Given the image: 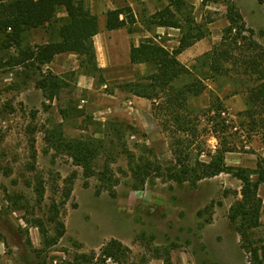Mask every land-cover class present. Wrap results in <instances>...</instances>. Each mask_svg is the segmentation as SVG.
Returning a JSON list of instances; mask_svg holds the SVG:
<instances>
[{
  "label": "rangeland",
  "instance_id": "rangeland-1",
  "mask_svg": "<svg viewBox=\"0 0 264 264\" xmlns=\"http://www.w3.org/2000/svg\"><path fill=\"white\" fill-rule=\"evenodd\" d=\"M160 1L157 10L166 5ZM234 1L264 45V0ZM187 2L197 22L210 32L199 50L207 46L211 50L229 24L227 8L224 3ZM63 13L60 9L51 24L28 29L23 46L60 40L59 30L66 21ZM130 27L141 40L157 33V25L146 13ZM159 31L166 45H177L180 32ZM17 55L15 48H3L0 38V264H68L83 254H95L92 263L83 264H122L102 254L112 239L130 249L128 264L142 260L146 264H251L229 219L231 206L241 198L240 179L221 173L193 186L150 175L136 187L132 166L146 159L167 166L174 160V145L153 115L151 100L135 102V95L116 88L128 78L108 81L99 61L95 66L75 54L41 69L32 62L13 65L10 61ZM200 56L183 60L200 73ZM119 63L124 67L117 70H127L131 78L134 72L154 71L147 63L129 65L121 51ZM48 71L59 83L53 100L45 98L37 84ZM236 75L206 80L209 91L191 99V104L204 109L216 96L223 100L228 108L223 116L233 125L229 139L236 147L226 154V162L254 170L259 156L264 157V136L251 130L253 119L244 114L251 81L237 80ZM189 80L183 78L178 84ZM57 130L62 137L57 138ZM78 140L98 146L95 174L89 178L60 144ZM217 143L211 136L201 147L214 152ZM201 159L209 161L206 154ZM106 168L118 179L113 191L103 187ZM259 193L263 209L255 233L264 239L263 186Z\"/></svg>",
  "mask_w": 264,
  "mask_h": 264
},
{
  "label": "trees",
  "instance_id": "trees-1",
  "mask_svg": "<svg viewBox=\"0 0 264 264\" xmlns=\"http://www.w3.org/2000/svg\"><path fill=\"white\" fill-rule=\"evenodd\" d=\"M204 3H224L229 24L223 30L221 41L197 58L201 61L200 73L195 70L197 66L189 67L179 59L182 52L210 33L197 22L193 6L187 0H169L166 7L152 15L157 26L180 29L181 37L176 47L171 49L165 45L159 34L131 46V62L151 64L154 71L119 83L116 88L150 99L153 115L160 119L162 129L170 134L174 145V160L169 165L146 159L132 166V174L137 188L144 185L150 175L179 184L188 182L193 186L221 173H230L240 179L241 198L231 206L229 219L240 235L241 247L249 254L250 263L264 264V239L257 238L255 233L261 226L263 199L259 191L264 187V157L259 156L254 170L228 165L226 154L236 149L234 141L229 139L233 125L223 116L228 108L219 96L204 109L191 104V99L209 91L206 80L237 74V80L251 81L247 87L244 114L253 119L251 130L264 136V45L257 40L254 29L248 26L234 0H204ZM61 8H65L67 16L59 30L60 40L24 47L25 32L51 24ZM137 21L131 7L118 8L107 12L106 27L109 30L127 27L132 32L130 26ZM98 32L99 18L85 7L82 0H0V38L3 48L17 50L18 55L10 61L13 65L27 66L32 62L41 69L62 53H75L95 64L93 38ZM183 78L190 80L178 84ZM37 84L45 98L53 100L56 97L59 83L52 72L42 74ZM56 135L62 137L61 131L57 130ZM211 136L218 141L214 152L201 147V143H206ZM60 144L68 148L75 164L84 168L88 178L95 174L93 164L98 156L95 143L78 140ZM203 154L209 157V161L201 159ZM102 180L103 187L110 191L118 183L107 168ZM40 191L43 196L44 188ZM71 191L70 187L67 196ZM129 250L121 241L112 239L103 246L102 254L105 258L128 264ZM94 256L76 255L77 261L68 264L92 263ZM133 264L146 263L142 260Z\"/></svg>",
  "mask_w": 264,
  "mask_h": 264
},
{
  "label": "crops",
  "instance_id": "crops-1",
  "mask_svg": "<svg viewBox=\"0 0 264 264\" xmlns=\"http://www.w3.org/2000/svg\"><path fill=\"white\" fill-rule=\"evenodd\" d=\"M163 1L164 3H166V5L164 6L166 7L169 4V0H163ZM160 2H161L160 0H86L85 1L86 5H88L91 8L89 11L96 14L99 18V32L94 36L93 41L96 52V61H99L98 66L103 69L104 75L108 81H112V80L116 81L118 79L122 80L126 78L129 79L128 81H132L137 77V75H141L140 73L134 72L133 73L134 77L131 78L130 77L131 75H129L130 73L127 72V70L124 71V73H122L121 70H117L124 67L122 64L120 65L119 63L120 51L123 52L124 60L126 61V63L129 62V65L134 66V68L138 64H143V63H132L130 57L131 46L132 44L139 45L140 42L142 41L140 37L139 36L135 37L134 33L130 32L127 27L113 29V30L107 29L106 27L107 12L113 9L131 7L136 19L139 21V16H141L142 13H146L149 16H152L154 13L161 10L162 8L157 10V7H159ZM61 10L64 12L63 14L67 16L65 8H61ZM123 17L124 16L122 15L121 18ZM160 29L168 30V31L175 30L181 33L180 29L178 28L157 26L156 34L160 35L161 32L159 31ZM148 33L149 36L152 35L151 32L148 31ZM205 38L199 40L193 46L182 52L179 55V59L184 63L185 62L183 60L184 56L190 59L202 55L205 52H208L211 48L209 46L204 47L203 50H199L200 44L204 42ZM178 44H179V40H177V45ZM168 47L171 49L174 48L173 46L171 47L168 46ZM66 54L68 53H62L57 55L55 57L56 60L54 59L51 63L44 66L51 67L56 62L58 63L61 60L62 56ZM69 54H75V53H69ZM135 97L137 98L135 99V102L137 101L139 102V100L142 99H147L138 96ZM0 253H1V248H0ZM1 254L0 257H2Z\"/></svg>",
  "mask_w": 264,
  "mask_h": 264
}]
</instances>
